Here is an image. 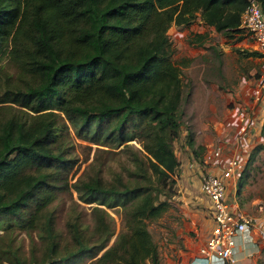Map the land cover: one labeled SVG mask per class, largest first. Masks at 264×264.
Instances as JSON below:
<instances>
[{
	"label": "trees",
	"instance_id": "1",
	"mask_svg": "<svg viewBox=\"0 0 264 264\" xmlns=\"http://www.w3.org/2000/svg\"><path fill=\"white\" fill-rule=\"evenodd\" d=\"M257 1L264 12V0ZM248 4L0 0V62L8 55L23 81L12 83L11 76L0 81V220L34 229L57 199L54 174L71 164L62 149L67 122L84 140L108 146L135 140L143 154L135 158L142 182L115 185L99 179L77 187L86 203L101 198V205L123 208V228L113 244L112 217L96 206L93 232L73 230L75 249L62 252L53 241L51 256L33 264H73L88 252L95 258L91 264H160L148 220L161 218L171 206L170 182L181 163L167 135L183 124L184 97L182 69L168 31L200 18L218 32L241 34ZM195 36L202 42L206 33ZM13 104L22 114L7 112ZM190 145L198 155L192 139ZM46 226L52 236L51 218ZM6 254L0 249V264H26Z\"/></svg>",
	"mask_w": 264,
	"mask_h": 264
},
{
	"label": "rangeland",
	"instance_id": "2",
	"mask_svg": "<svg viewBox=\"0 0 264 264\" xmlns=\"http://www.w3.org/2000/svg\"><path fill=\"white\" fill-rule=\"evenodd\" d=\"M204 33L206 37L200 42L195 34ZM168 34L175 48L174 59L182 69L184 97L183 124L177 131L170 128L167 140L181 164L170 182L169 210L157 220H148V226L158 247L160 263L187 264L188 258L201 255L200 248L213 223L210 203L200 189L204 156L209 147L221 142L227 156L240 157L238 191L233 196V189L229 187L228 196L238 201L245 211L264 215V87L259 85L264 60L262 56H245L247 51H258L245 32L231 37L207 26L200 18L187 26L173 25ZM0 66L3 67L0 81L11 76L12 83L23 84L19 70L8 55L3 57ZM255 88L260 90L259 94L253 93ZM21 109L13 104L7 112L22 114ZM67 123L62 149L71 164L60 174H54L59 185L57 199L48 206L34 229L23 228L9 218L0 220V249L7 256L17 255L26 264L40 263L50 257L53 241L59 243L62 252L66 248L75 249L73 230L93 232L96 206L112 217L115 234L110 244H113L123 228V208L101 205V198L86 203L77 187L99 179L115 185L143 181L135 160L137 155L143 158L137 141L118 146L96 144L82 139ZM167 198L161 196V199ZM49 218L55 239L46 226ZM257 244L252 251L246 248L236 264H264V243ZM238 245L242 244L237 241ZM94 259L88 252L72 263L91 264Z\"/></svg>",
	"mask_w": 264,
	"mask_h": 264
},
{
	"label": "built area",
	"instance_id": "3",
	"mask_svg": "<svg viewBox=\"0 0 264 264\" xmlns=\"http://www.w3.org/2000/svg\"><path fill=\"white\" fill-rule=\"evenodd\" d=\"M241 28L264 60V12L257 0H249L242 14ZM259 85L264 87V64ZM259 92V89H253L255 94ZM225 148L223 143H216L206 150L204 156L201 191L210 203L213 221L208 241L200 248L199 258L204 264H210L215 259L236 264L238 237L245 233L256 243H264V215L245 211L238 201L228 196L229 187L233 189V196L238 191L241 159L237 154L227 156Z\"/></svg>",
	"mask_w": 264,
	"mask_h": 264
},
{
	"label": "crops",
	"instance_id": "4",
	"mask_svg": "<svg viewBox=\"0 0 264 264\" xmlns=\"http://www.w3.org/2000/svg\"><path fill=\"white\" fill-rule=\"evenodd\" d=\"M200 189H201V185H200ZM210 232H211V230H210ZM209 235H210V233L207 235L206 242L203 245H206L208 238H209ZM238 242H240V244H242V245H240V246L238 245V247H237V250H236L237 259H238V257L240 258L245 254V252L247 251L246 248H248V251L249 250L252 251L255 248H257V246H258V244L255 242V240H252L251 236L247 233L240 235L238 237ZM199 257H200V255H195L192 258H188L187 264H204V263H202V261H200ZM148 264H152V263L149 262ZM160 264H164V263H160ZM172 264H175V263H172ZM210 264H226V263L223 261L215 259V260L211 261Z\"/></svg>",
	"mask_w": 264,
	"mask_h": 264
}]
</instances>
